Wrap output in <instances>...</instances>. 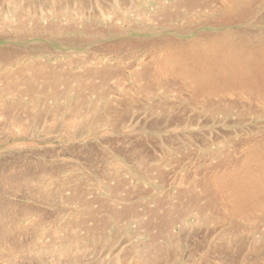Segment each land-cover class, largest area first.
Returning <instances> with one entry per match:
<instances>
[{
    "label": "rangeland",
    "instance_id": "374dc122",
    "mask_svg": "<svg viewBox=\"0 0 264 264\" xmlns=\"http://www.w3.org/2000/svg\"><path fill=\"white\" fill-rule=\"evenodd\" d=\"M158 1L162 3L0 0V77L29 63L77 77H84L88 69L119 70L106 82L100 78L85 81L88 88L82 95L77 92L76 80L70 84L74 89H67L68 82H61V77L50 80L60 81L57 96L42 88L31 96L0 93V264H134L133 259L144 252L151 238L144 227L138 229V218L118 222L104 211L106 208L136 209L145 222L146 209H155L157 201L166 197L174 199L179 189L192 187L209 166L228 154L233 156L234 142L264 137V94L248 89L218 93L214 98L216 109L219 103L229 107L223 114L202 106L203 97L194 94L186 81L176 85L174 80H163L161 86L155 83L151 92L144 91L148 81L139 77V70L154 53L145 42L158 36L189 41L198 34L231 30L264 38V0L247 6L246 11L234 16L235 21L221 27L215 26L217 21L212 23L211 15L152 20L157 9L173 0ZM21 21L23 29L17 26ZM36 25L40 27L34 28ZM96 26L102 28L101 35L90 31ZM86 27L89 32L82 31ZM124 39L136 42V47L114 46ZM3 85L7 86L0 81V87ZM95 85L103 86L106 94L90 92ZM20 89L26 90V85ZM233 103L236 107L231 106ZM108 141L125 150L147 144L145 156L149 160L146 165L138 161L143 168H135L144 178H131L128 171L126 178L122 176L119 168L132 164L121 162L109 168L111 174L106 177L109 164L96 161L100 154L89 149ZM69 145L81 146L84 161L72 162L65 155ZM241 151L245 148L240 155ZM142 156L145 158L144 153ZM136 185V196L151 192L138 203L146 207L142 212L135 206L122 208L123 204L118 209L111 203L125 189L129 193L125 199L132 198L130 190ZM82 203L98 210L97 218L106 221L108 227L93 228L90 236L85 235L78 224L90 213ZM233 222L247 232L248 243L264 240L263 224L256 227L252 221L238 218ZM88 223L93 227L95 219ZM212 228L220 233L227 226L215 216L212 220L206 216L200 222L195 215L187 216L170 228L166 239L157 238L165 258L155 264H242V260L243 264H264V249L261 254L217 250L214 246L219 240L209 236ZM132 247L135 252L129 254Z\"/></svg>",
    "mask_w": 264,
    "mask_h": 264
},
{
    "label": "bare ground",
    "instance_id": "6f19581e",
    "mask_svg": "<svg viewBox=\"0 0 264 264\" xmlns=\"http://www.w3.org/2000/svg\"><path fill=\"white\" fill-rule=\"evenodd\" d=\"M154 1L157 4L162 3L158 0ZM257 1L173 0L170 4H163L162 8L157 9L152 15V20L158 19V22L160 20L173 21L184 17V15H211L214 17L212 23L217 21L215 26L221 27L229 24L230 20L231 22L235 21L234 16L242 11H246L252 3ZM159 17H162V19H159ZM148 21L152 22L150 19ZM21 25L22 21L17 26ZM39 27V25H36L34 28ZM93 29L90 31L96 32V34L101 35L103 32L102 28L98 26ZM82 31L89 32V28L86 27ZM252 32L254 31L252 30ZM248 35V33L239 35L230 30L218 34H198L195 39L189 41L181 39L173 40L171 37L166 36L160 38L158 36L149 42H145V45L149 46L154 53L151 54L148 64L144 65L142 63L143 67L139 70V77L148 81L144 91H148V89L150 91L153 90L152 87L155 83L161 86L163 80H174L175 84L180 80L186 81L191 84L194 94L203 97L202 106L207 107L211 112L218 110V112H222L223 114L227 113L229 107L225 106L226 104L222 102L223 104L219 103L216 109L214 98L218 93L232 90H241L243 92L245 89H248L255 90L257 94H264V38L257 33H252L251 36ZM237 36L242 37L237 39ZM136 45V42L132 43L124 39V41H118L114 46L126 49V47L133 48ZM12 62L13 60L10 61V64ZM113 68L88 69L84 77H77L69 73L65 74V72L63 74L59 73L60 71L48 69L41 64L29 63L26 66L18 67L11 75L7 74L0 77V81H3L7 85L0 87V93L10 91L17 96L23 94L31 96L33 95L32 93L41 91L42 88L44 90H51L53 95L57 96L60 81L54 83L50 80L51 77H61V82H68L67 89H74L71 86V82L76 80L80 85H78L79 87L77 86V92L82 95L84 90L88 88L85 81L100 78L102 82H106L116 77L119 70ZM23 84L26 85V90L20 89V86H23ZM102 88L103 86L95 85L90 87L89 91L100 93L104 96L106 93L104 90L102 91ZM231 106L236 107V104L233 103ZM243 147L245 151H241L240 155L239 151ZM233 149L235 150L233 156L228 154L226 159L219 160V163L209 166L203 172L201 171L200 175L197 174L199 177L193 181L192 187H189V185V188L183 187L175 194L174 199L166 197L163 200L157 201L158 204L155 209H146L144 213L148 217H146L145 222L140 220L142 219V214H137L136 209L133 208H125L123 210L106 208L104 210L114 216L118 222L122 218H138V229L144 227L150 236L151 242L146 245V249L142 254L133 259L134 264H151L153 261H155V264L159 263V259L163 260L165 254L157 243V238L168 236L172 226H175V224H178L190 215H195L199 222L206 216L210 220L215 216L219 222L227 226L220 233L218 232V228L215 230L212 228L213 230L209 233V236L219 240L214 246L217 250L222 249L223 252L225 250H236L237 254H246L250 250L252 251L251 254H261V250L264 249V240L261 238L258 240L254 239L248 243L246 240L248 238L247 232L245 234L242 228H240L241 226H237V222L235 224L233 220L234 218H238L246 222L252 221L255 226L258 224L264 225V137L260 140L257 138L254 140L252 138L244 141L239 140L234 142ZM190 179L191 177L188 176L187 181H190ZM118 186L121 187L123 185L118 184ZM81 206L90 213L89 218L81 219L80 224L77 223L85 230V235L87 233L90 236L94 231L93 228L106 226V221L97 218L98 210L91 209L87 203H82ZM94 219L95 225L92 227L88 222ZM258 229L256 230L258 231ZM134 252L133 249L128 253L133 254ZM214 261L217 260L215 259ZM244 262L245 260H242V264Z\"/></svg>",
    "mask_w": 264,
    "mask_h": 264
},
{
    "label": "crops",
    "instance_id": "0c3cea01",
    "mask_svg": "<svg viewBox=\"0 0 264 264\" xmlns=\"http://www.w3.org/2000/svg\"><path fill=\"white\" fill-rule=\"evenodd\" d=\"M108 143H112V142L108 141L104 145L97 143L96 145L91 146L89 151H93V152L100 154V155L96 156V158H95L96 161L102 162V163H108L109 165H107V171L111 167L119 166L120 164H118V163H120V162L124 163V164H132L131 167L125 166V168L124 167L122 169L119 168V170L122 173L121 175L125 177V172L128 171L132 174V177L130 176L131 178H135L137 180L144 178L143 174L140 173L139 171H136L135 168L137 166L139 167V164L143 165V163H145L144 165H146V163L148 162L149 159H147V157L145 156L146 151H148L147 144H144V145L135 144L132 147H130L129 149L125 150L123 148L111 146V144H108ZM64 152H65V155H69L72 158L71 159L72 162H74V161H78V162L80 161L81 162V161H84V159L86 158V157H84V158L82 157V153H84V152H83V149L81 148V146L69 145L64 149ZM143 153H144L145 158L142 156ZM74 156H75V158H74ZM138 161H140V163ZM110 162L113 164L111 165ZM139 168L141 169L143 167L140 166ZM110 174H111V171H108L106 177H108V175H110ZM137 185H139L140 188L142 190H144L145 192L148 191V188L143 187L141 185V183H139ZM137 185H136V187L135 186L132 187L130 190L132 198H130L129 200L125 199V196L127 194H129L128 190L125 189V190L118 192L116 197L112 198L111 203L114 204L115 207L118 209H122V208L127 207V206H135V208H137L140 212H142V210H144L146 207L144 208L143 206L138 205V203L142 201L141 199L144 196H148L149 194H151V192L149 194L146 193L144 195L136 196L137 195ZM102 186H104V185L102 184ZM154 197H158V196H154ZM123 202H125V203H123ZM123 204H124V206H122V208H120V205H123ZM129 220L133 221V220H135V217L133 219L130 218ZM115 224L118 226V224L116 222H115Z\"/></svg>",
    "mask_w": 264,
    "mask_h": 264
}]
</instances>
